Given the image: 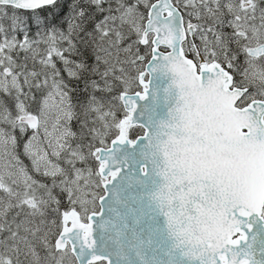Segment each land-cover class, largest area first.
Listing matches in <instances>:
<instances>
[{
	"label": "snow or ice",
	"instance_id": "obj_1",
	"mask_svg": "<svg viewBox=\"0 0 264 264\" xmlns=\"http://www.w3.org/2000/svg\"><path fill=\"white\" fill-rule=\"evenodd\" d=\"M0 264H264V0H0Z\"/></svg>",
	"mask_w": 264,
	"mask_h": 264
},
{
	"label": "trees",
	"instance_id": "obj_2",
	"mask_svg": "<svg viewBox=\"0 0 264 264\" xmlns=\"http://www.w3.org/2000/svg\"><path fill=\"white\" fill-rule=\"evenodd\" d=\"M133 135H130V138H138L140 135H143L142 130L140 128L133 130Z\"/></svg>",
	"mask_w": 264,
	"mask_h": 264
},
{
	"label": "rangeland",
	"instance_id": "obj_3",
	"mask_svg": "<svg viewBox=\"0 0 264 264\" xmlns=\"http://www.w3.org/2000/svg\"><path fill=\"white\" fill-rule=\"evenodd\" d=\"M142 130V129H141ZM142 133H143V130H142ZM134 133L132 132L131 135H133ZM132 139H135V138H132Z\"/></svg>",
	"mask_w": 264,
	"mask_h": 264
}]
</instances>
